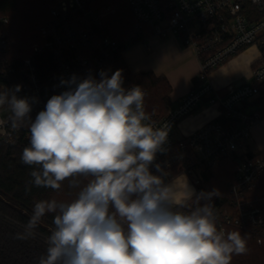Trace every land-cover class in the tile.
I'll use <instances>...</instances> for the list:
<instances>
[{
	"label": "clouds",
	"instance_id": "9594fccd",
	"mask_svg": "<svg viewBox=\"0 0 264 264\" xmlns=\"http://www.w3.org/2000/svg\"><path fill=\"white\" fill-rule=\"evenodd\" d=\"M122 72L62 80L67 90L34 120L32 98L17 95L21 85L0 87L12 126L27 123L30 131L21 161L33 166L31 183L57 190L70 179L79 188L71 202H36L18 238L33 237L41 218L54 213L38 264H231L246 241L218 230L213 197L222 194L197 192L186 176L155 163L168 128L150 122L146 93L123 87ZM78 177L89 179L81 187Z\"/></svg>",
	"mask_w": 264,
	"mask_h": 264
},
{
	"label": "built area",
	"instance_id": "2783aa9c",
	"mask_svg": "<svg viewBox=\"0 0 264 264\" xmlns=\"http://www.w3.org/2000/svg\"><path fill=\"white\" fill-rule=\"evenodd\" d=\"M127 2L136 19L134 36L145 34L147 29L159 37L175 33L200 61L196 86L176 108L162 114L150 113L144 97L150 122L168 128L166 151L157 154L155 163L173 177L184 173L198 192L208 171L232 154L236 164L228 190L213 197L216 226L225 233L231 227L242 230L264 246V150L253 154L242 151L262 113L247 112L241 106L264 94V0ZM114 10L113 5H102L97 0H56L35 33L38 40L33 44V53L25 57L13 51L16 41L7 29L9 16H0V87L21 85L17 95L32 98L29 115L34 120L52 95L67 90L61 81L73 75L83 79L91 74L99 79L101 70L111 76L122 69L123 87L137 86L124 72L123 50L105 28L106 18ZM250 46L258 48L260 57L248 80L220 93L212 84L210 72ZM48 55L49 66L45 60ZM204 99L217 104L216 116L194 131L177 136V124ZM223 116L234 125L225 126L219 120ZM27 138V123L14 128L10 109L7 105L0 107V140L18 145ZM152 171L155 173L154 166Z\"/></svg>",
	"mask_w": 264,
	"mask_h": 264
},
{
	"label": "trees",
	"instance_id": "16d2710c",
	"mask_svg": "<svg viewBox=\"0 0 264 264\" xmlns=\"http://www.w3.org/2000/svg\"><path fill=\"white\" fill-rule=\"evenodd\" d=\"M97 2L114 6V12L106 18L105 28L121 50L128 44L144 40L150 35L151 32L147 29L145 34L134 36L136 19L127 0ZM55 3L56 0H0V16L10 18L7 29L9 36L16 41L14 52L22 57L33 53V44L38 40L35 33L40 24L49 17V9ZM47 57L45 60L49 66L51 58L49 55ZM124 72L129 79L146 90L150 113L162 114L167 111L170 105L171 86L166 77L157 76L151 70L133 73L125 61ZM219 120L225 126L234 125L225 116ZM28 146L30 138L18 145L6 144L0 140V264H38L40 256L46 252L47 244L44 238L48 237L54 228L55 214L46 213L41 218L33 237L18 238V233L24 231V226L32 215L34 204L41 200H56L63 192L77 196L79 191V188L72 186L70 179L61 182V187L57 190L34 186L30 175L34 170L33 166L25 165L21 161L22 151ZM235 164V158L226 155L208 171L198 192H211L218 188L220 193H226L228 182L234 176ZM83 178L87 183L88 178ZM233 231L240 232L245 239L246 251L241 254L234 253L231 264H264V246L258 245L253 236L242 230L233 227L228 229V232Z\"/></svg>",
	"mask_w": 264,
	"mask_h": 264
},
{
	"label": "crops",
	"instance_id": "0c3cea01",
	"mask_svg": "<svg viewBox=\"0 0 264 264\" xmlns=\"http://www.w3.org/2000/svg\"><path fill=\"white\" fill-rule=\"evenodd\" d=\"M123 57L133 73L151 70L157 76L166 77L171 86L170 105L167 111L176 108L196 86L200 61L195 51L186 46L180 36L175 33L164 37L150 34L144 41L130 43L123 50ZM259 57L260 52L257 47L250 46L244 49L240 55L226 60L212 71V78L217 82L214 83L211 80L212 84L216 89L224 90L228 86L239 85L248 80L251 69ZM202 102L208 101L204 99ZM241 106L247 112L259 110L262 113L261 121L252 127V136L257 142L264 136V94ZM217 112V106L212 110H207L205 106L197 108L179 122L175 128L176 135L182 136L194 131L213 119ZM248 144L249 141L242 149L245 153L253 154L264 150L263 145L253 151L249 149Z\"/></svg>",
	"mask_w": 264,
	"mask_h": 264
},
{
	"label": "rangeland",
	"instance_id": "374dc122",
	"mask_svg": "<svg viewBox=\"0 0 264 264\" xmlns=\"http://www.w3.org/2000/svg\"><path fill=\"white\" fill-rule=\"evenodd\" d=\"M39 21H40V19H39ZM243 52V50L242 51H240V52H238L237 54H235V55H233L232 57H236V56H238V55H240L241 53ZM232 57H230V58H232ZM229 58V59H230ZM214 70V69H213ZM212 70V71H213ZM212 71L210 72V79L212 78ZM211 80H213L214 81V83H217L216 82V80H214L213 78L211 79ZM229 87L230 86H228L227 87V89H229ZM227 89H224V90H219L220 91V93H224V92H226L227 91ZM205 106V108L207 109V110H212V109H214V108H216V106H217V104L216 103H211V102H201L200 104H199V106H198V108L200 109V108H202V107H204ZM179 124V123H178ZM177 124V125H178ZM249 149H252L253 151H256L259 147H261V146H263L264 145V136L263 137H261L259 140H257V142H255L254 141V139H253V136H252V132H251V138L249 139ZM248 145H247V148H248ZM231 156H233L232 154H231ZM183 176H186L184 173H181V174H178V175H176L175 177H177V178H183ZM187 178V177H186ZM78 180H79V182H80V186L81 187H83L85 184H86V182L84 181V178L83 177H78ZM187 181H188V179H187ZM188 183H189V181H188ZM190 184V183H189ZM191 186V185H190ZM207 187H209V185L207 186ZM218 189V188H217ZM222 194V193H221ZM76 198V195H74V194H68V192H63V193H61L60 195H58V197H57V201L58 202H65V203H67V202H71L72 200H74ZM46 225V224H45ZM47 226H49V225H47Z\"/></svg>",
	"mask_w": 264,
	"mask_h": 264
}]
</instances>
